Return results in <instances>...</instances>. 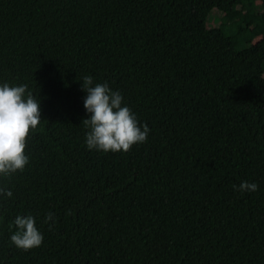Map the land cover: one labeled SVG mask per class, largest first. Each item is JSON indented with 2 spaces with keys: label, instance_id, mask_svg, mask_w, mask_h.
<instances>
[{
  "label": "trees",
  "instance_id": "trees-1",
  "mask_svg": "<svg viewBox=\"0 0 264 264\" xmlns=\"http://www.w3.org/2000/svg\"><path fill=\"white\" fill-rule=\"evenodd\" d=\"M84 75L122 94L145 142L86 149ZM0 82L41 116L0 180V264H264V0H0ZM18 214L39 247L11 244Z\"/></svg>",
  "mask_w": 264,
  "mask_h": 264
},
{
  "label": "clouds",
  "instance_id": "clouds-1",
  "mask_svg": "<svg viewBox=\"0 0 264 264\" xmlns=\"http://www.w3.org/2000/svg\"><path fill=\"white\" fill-rule=\"evenodd\" d=\"M80 82L85 93L86 118L82 123L87 129L84 139L87 150L126 152L134 144L146 141L147 125L138 122L118 90L111 89L107 82H94L91 75H84ZM40 121V104L27 90V85L0 82V180L24 170L29 162L25 153L26 138ZM257 188L256 182L249 181L233 185L234 191L240 193L255 192ZM12 195L9 188L0 184V199ZM44 219L45 223L56 222L51 212L45 214ZM12 226L15 230L10 235V242L17 249L27 251L42 244L43 234L36 227L33 215H16Z\"/></svg>",
  "mask_w": 264,
  "mask_h": 264
},
{
  "label": "rangeland",
  "instance_id": "rangeland-1",
  "mask_svg": "<svg viewBox=\"0 0 264 264\" xmlns=\"http://www.w3.org/2000/svg\"><path fill=\"white\" fill-rule=\"evenodd\" d=\"M222 15V12L217 10V9H213L210 17H209V21H208V26L212 27V26H217L219 25L222 21L220 20V17ZM247 34V33H246ZM248 39H253L254 41H257L258 38H253L250 35L246 36Z\"/></svg>",
  "mask_w": 264,
  "mask_h": 264
}]
</instances>
